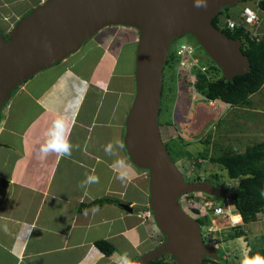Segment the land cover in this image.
Instances as JSON below:
<instances>
[{"label":"crops","instance_id":"crops-1","mask_svg":"<svg viewBox=\"0 0 264 264\" xmlns=\"http://www.w3.org/2000/svg\"><path fill=\"white\" fill-rule=\"evenodd\" d=\"M76 54L38 72L40 77H34L35 74L22 83L3 108L6 112L0 120V264H116L119 254L127 252L136 260L160 244V232L145 193L149 175L131 163L125 147L112 157L104 151L110 141L102 135L103 123L113 110L110 101L106 102V110L92 108L93 93L89 91L91 86V90L97 88L95 80L99 79L95 76L101 75L102 64L93 68L86 65V72H81L68 61ZM38 79V86L31 83ZM24 98L31 106H25ZM174 106L168 120L185 121L189 108L185 99ZM58 116L70 128L71 156L51 153L42 157L39 149L47 139V129ZM127 116L125 110L117 123L121 127L118 139L124 145ZM238 136V145L244 142L246 146L239 147L243 151H235L242 153L250 140L244 134ZM161 140L172 149L177 144L172 137ZM176 156L179 159L183 155L176 152ZM121 158L131 165L124 169L123 181L117 179L118 169L113 167ZM180 160L186 161V157ZM93 170L99 183L81 187V181ZM101 199L108 202L93 206L94 201ZM119 204L128 205L132 213ZM93 208L98 211L93 212ZM234 216L239 217L242 230L251 238L264 233V226L260 225L247 231L251 223L245 224L239 215ZM98 241L111 244L113 253H101L95 247Z\"/></svg>","mask_w":264,"mask_h":264},{"label":"water","instance_id":"water-1","mask_svg":"<svg viewBox=\"0 0 264 264\" xmlns=\"http://www.w3.org/2000/svg\"><path fill=\"white\" fill-rule=\"evenodd\" d=\"M243 0H45L22 17L7 37L0 35V113L12 93L38 72L63 61L81 45L111 26L134 28L135 96L126 120L125 148L129 160L149 175V209L166 241L134 260L145 264L171 254L177 264H201L215 257L202 240L198 223L179 205L183 194L215 195L208 181L186 182L160 137L158 112L163 67L171 43L193 36L229 81L250 69L240 42L230 40L212 25L224 7ZM222 195V193H221ZM132 213V208L119 204Z\"/></svg>","mask_w":264,"mask_h":264},{"label":"rangeland","instance_id":"rangeland-1","mask_svg":"<svg viewBox=\"0 0 264 264\" xmlns=\"http://www.w3.org/2000/svg\"><path fill=\"white\" fill-rule=\"evenodd\" d=\"M259 1H241L233 5V7H229V12L238 17L243 7L257 8L256 4ZM44 2L45 0H0V35L6 37L22 17ZM262 27L258 32L264 31V27L263 29ZM137 40L138 32L136 29L124 26H111L85 41L77 51L78 54L68 60L69 63H73L74 67H78V70L84 73L86 72V65L93 68L102 64L100 68L101 75L95 76V78L99 79L95 80L97 88L91 90V86L89 91L93 93L92 108L95 110H106L108 109L106 102H111L112 115L109 117L107 115L105 118V123H103L104 132L102 134L105 138H109L110 142L119 140L118 135L121 127L117 123L124 117L125 110L127 113L129 112L134 100L135 81L132 76ZM180 44L189 45L195 51H193V54L201 60V64H205L210 68L216 66L193 36L184 35L174 40L170 49H178ZM39 73L34 77H40L38 76ZM176 73L177 64L173 67V72L171 68L163 72V87L158 117L159 128L163 127V132L160 131V137L161 139L162 137L165 139L172 137L177 143H174L176 144L174 149H172L171 145L164 144L186 182H193L194 180V182H198L202 179H208V182L215 186L214 191L216 192L215 195L205 194L204 192L182 195L179 205L180 207L185 206L184 208L187 210L190 208L188 207L189 205L198 208L206 200L213 201V199L219 198L218 196L221 193L224 198H229L236 189L237 182L230 180L221 166L211 163L208 159L219 154L225 148H230L233 151H243V148L239 147L246 145L244 142H242L243 145H238L236 140L239 137L238 135L244 134L247 136L248 140H250L247 146L264 143V85L258 93L250 96L249 103L251 105L239 107L238 109L235 107L231 108V106L228 107L220 101H217L220 105H209L208 100L195 90L194 82L196 80L192 71L190 75H186L187 79L182 84ZM216 73L218 75L222 74L218 70H216ZM90 77L91 70L89 69L86 78L89 80ZM206 78H214L213 73L208 74ZM31 83H35V86H38L39 79ZM192 94L196 98L195 101L191 98L193 97ZM102 95L109 96L103 97ZM101 97H103L102 100H100ZM182 99H185L187 107L189 105L185 121L168 120V117L171 116V108L174 105L176 106ZM23 103H25V106H31L25 98ZM190 103H192V106H190ZM5 112V109L1 110L0 120L5 116ZM22 123L23 120L20 125ZM176 152L182 153L183 156L180 158L186 157L187 162L185 160L181 161L182 159L180 160V158L177 159ZM200 154H205V159L199 160ZM197 158L199 165L196 164L197 162L194 164ZM140 171H146L149 174L147 170L140 169ZM197 176H200L201 180H198ZM145 193L149 196V182ZM127 195L129 196V194ZM139 198L141 199V196ZM139 202L141 203V200ZM225 206H227V202ZM210 220L211 223L208 228L211 231L207 232V237H203V241L206 246L212 247L216 251L219 249L218 251H221L223 258H232L235 262L241 264L244 259L243 255L247 251L252 248L259 249L264 247V233L257 235L258 237L255 236V238L244 234V236L239 238L225 240L232 233V230L228 229L229 220L213 216H210ZM255 225L264 226V217L249 224L247 231L253 229ZM159 239L161 244L166 241V237L161 232ZM164 256L167 259L172 257L171 254H165Z\"/></svg>","mask_w":264,"mask_h":264},{"label":"trees","instance_id":"trees-1","mask_svg":"<svg viewBox=\"0 0 264 264\" xmlns=\"http://www.w3.org/2000/svg\"><path fill=\"white\" fill-rule=\"evenodd\" d=\"M258 7L264 10V0L258 2ZM231 19L235 20L237 17L229 12L228 7H224L213 18L212 25L226 35L228 39L240 42L241 51L248 58L250 64L249 71L245 74L235 76L232 81H229L222 74L218 75L216 73V70L221 72L219 67L213 66L210 68L205 64H201V60L194 55L199 61L200 67H204V72L206 71L204 73L199 67L192 69L196 80L194 82V88L206 100L221 101L230 104L232 107H245L251 105L249 103V97L258 93L264 85V35L251 37L242 27L229 29L227 27V21ZM177 50H169L163 72L166 69L170 70V68L173 72V67L177 64ZM211 73H213L214 78L207 79L206 76ZM176 74L181 84L187 79L186 75L188 74L184 71H179ZM204 157H206L205 154H200L198 158L201 160L205 159ZM198 158L195 159L194 164L197 162L196 164L199 165ZM208 160L213 164L221 166L226 171L230 180L237 181V185L229 198H224V196L220 195L218 196L219 198L213 199V201H206H212L214 205H226L228 201L233 206V214L240 215L242 222L245 224L262 219L264 217V143L247 146L242 153L225 148L219 154L211 156ZM196 178L201 180L200 176ZM103 202H108V199L94 201L93 206L100 205ZM109 202L112 201L109 200ZM184 207L181 206L184 213L195 220L201 227L203 240V237L207 236V229L211 223L208 209L202 206L194 208L189 205L188 207L190 208L186 210ZM228 229L232 230V233L225 240L239 238L245 234L241 227ZM95 247L106 256L111 255L114 251L113 246L105 241L96 242ZM218 250H215L214 258L205 257L201 264H238L232 258H223L221 251ZM256 254L264 257V247L259 249L252 248L246 256L252 257ZM145 264H177V262L173 257L167 259L162 255Z\"/></svg>","mask_w":264,"mask_h":264},{"label":"clouds","instance_id":"clouds-1","mask_svg":"<svg viewBox=\"0 0 264 264\" xmlns=\"http://www.w3.org/2000/svg\"><path fill=\"white\" fill-rule=\"evenodd\" d=\"M194 6L197 8H200V7L207 8L206 0H194ZM245 7H248V6H245ZM215 101L217 102V100ZM69 135H70V128L67 122L65 121V119L58 116L56 119L53 120L51 126L47 129V132H46L47 139L45 140V142L41 145L39 149V152L42 154V157H46L51 153H55L60 157H70L72 153L73 145L70 143ZM124 147H125L124 143L122 141L117 140L115 142H109L107 145H105L104 151L106 155L114 156V155H118V150H123ZM113 167L118 169L117 179H120L123 181V179L126 176V172L124 171V169L131 167V165L121 158V159L116 160ZM96 183H99V177L94 174V170H93V174H86L85 179L81 181L80 186L83 188H87L91 184H96ZM206 202H211L214 205L212 201H206ZM88 211L89 210L87 209L84 210V214L87 215ZM92 211L93 212L98 211V208H93ZM234 215L236 214H233L232 212V216ZM215 218H222V217H215ZM116 264H137V262L132 260L129 257L128 253L125 252V253L118 255ZM241 264H264V257L260 256L259 254H256L252 257L245 256V258L241 261Z\"/></svg>","mask_w":264,"mask_h":264},{"label":"built area","instance_id":"built-area-1","mask_svg":"<svg viewBox=\"0 0 264 264\" xmlns=\"http://www.w3.org/2000/svg\"><path fill=\"white\" fill-rule=\"evenodd\" d=\"M244 7L239 13L237 19L228 20L227 27L229 29H234L235 27H242L246 32L250 34L251 37H257L264 35L263 32H258L261 29L264 23V10L258 7ZM263 28V27H262ZM193 49L189 45H180L177 50V72L184 71L190 75L194 67L201 68L202 71L205 70L204 67H200L199 61L195 58L193 54ZM210 105L216 104V101H208ZM226 106L230 107V104L225 103ZM200 207H205L208 209V212L213 217H222L227 219L228 228L240 227V222H234L232 220L233 206L232 204L227 203L225 205H213L211 202H205L199 205ZM199 208V207H198ZM210 228L207 229V232H210Z\"/></svg>","mask_w":264,"mask_h":264},{"label":"bare ground","instance_id":"bare-ground-1","mask_svg":"<svg viewBox=\"0 0 264 264\" xmlns=\"http://www.w3.org/2000/svg\"><path fill=\"white\" fill-rule=\"evenodd\" d=\"M232 220L234 222H239V217L238 216H232Z\"/></svg>","mask_w":264,"mask_h":264}]
</instances>
